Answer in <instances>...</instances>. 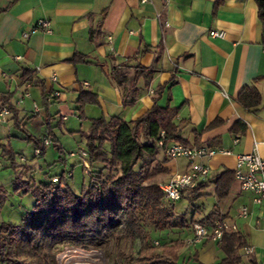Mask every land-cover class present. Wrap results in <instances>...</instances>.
<instances>
[{
  "label": "crops",
  "instance_id": "1",
  "mask_svg": "<svg viewBox=\"0 0 264 264\" xmlns=\"http://www.w3.org/2000/svg\"><path fill=\"white\" fill-rule=\"evenodd\" d=\"M40 20L48 21L49 32H33ZM212 30L224 36L212 37ZM29 71L30 98L14 107L0 128L5 159L0 168L9 167L5 153L19 155L12 148L15 140L39 147L23 130L39 144L49 139L62 155L57 161L66 165L74 158L66 157L73 148H84L93 119L133 121L157 97L159 107L175 110L173 121L182 140L216 151L202 160L210 173L197 198L191 200L192 193L187 197L194 209L190 221L185 218L188 226L161 231L179 246V261L216 264L224 258L217 243L185 244L192 222L215 213L245 236L249 247L241 252V264H264V204H254L253 194L241 191L235 179L228 195L218 200L214 184L224 170L234 172L237 156L254 151L264 159V106L251 113L237 102L243 88L256 87L264 103V42L254 0H174L169 5L164 0H0V106L20 97ZM52 90L60 96L47 103ZM82 93L94 95L96 102L81 104ZM216 120L220 122L214 125ZM238 123L245 125L244 134L233 132ZM62 139L71 141V147L65 149ZM50 145L34 157L46 156ZM163 158L160 150L156 159ZM75 159L73 180L81 166ZM163 166L166 182L184 172L187 162L168 159ZM241 206L247 207L246 218L237 216ZM177 229L188 234L170 239Z\"/></svg>",
  "mask_w": 264,
  "mask_h": 264
},
{
  "label": "trees",
  "instance_id": "2",
  "mask_svg": "<svg viewBox=\"0 0 264 264\" xmlns=\"http://www.w3.org/2000/svg\"><path fill=\"white\" fill-rule=\"evenodd\" d=\"M257 17L262 24V42H264V0H254ZM32 72L23 79L32 83ZM80 94L78 102L95 103ZM154 97L152 107L133 121H124L112 117L106 122L103 118L93 119L85 137L84 149L91 166L88 182L83 184L81 192L76 194L68 185V179L62 172L52 176L47 182L20 180L24 195L34 199L32 211L23 218L22 224L0 223V264H57L56 249L64 246L97 247L103 240L118 235V226L124 225L121 233L125 237L135 238V232L142 235L143 225L150 224L155 232L187 227L185 215L175 216L173 206L163 200V192L156 178L167 175L163 166L168 158L157 160L161 150L157 142L161 138L164 145L177 142L188 145L179 136L178 126L174 123V109L161 108ZM237 102L248 112L258 111L262 103L256 87L243 88ZM9 108L15 113L14 107ZM214 121V125L219 123ZM25 137L42 148L37 140L26 131ZM160 132L163 136L160 137ZM234 133L244 134L245 125L238 123ZM198 146V145H195ZM42 148L41 151H43ZM41 154V153H40ZM9 167H17V158L12 152L5 153ZM28 171L26 168H24ZM116 170L115 177L105 178L104 171ZM57 181H52L53 178ZM234 183V172L224 170L215 178V196L223 200ZM201 184L192 191L191 200L197 198ZM7 190L0 185V206L5 203ZM225 216L210 213L202 223H212ZM151 233V232H150ZM147 232L144 240L151 234ZM245 236L237 232L224 233L220 250L224 258L216 264H241V252L247 249ZM179 246L171 241L152 245L149 253L139 252L129 255L124 264H183L179 261ZM59 264V262H58Z\"/></svg>",
  "mask_w": 264,
  "mask_h": 264
},
{
  "label": "built area",
  "instance_id": "3",
  "mask_svg": "<svg viewBox=\"0 0 264 264\" xmlns=\"http://www.w3.org/2000/svg\"><path fill=\"white\" fill-rule=\"evenodd\" d=\"M151 0H139L140 4H145ZM174 0H164L165 5H169ZM159 18V15H158ZM164 27L169 26L168 21L163 22ZM38 28H44L45 31L49 32V23L46 20H40L37 22L33 32ZM212 37H223V31L212 30L209 32ZM50 81L55 83L57 77L53 75ZM31 83L26 81L24 83V89L18 99L12 103L6 101L0 106V128L7 121L11 115L9 105L13 107L19 106L25 99L30 98L29 88ZM60 93L56 90H52L46 95L45 100L49 103L53 98L59 97ZM34 111L38 112L39 109L34 105ZM160 137L163 136V132H160ZM41 147L48 146L51 144L49 139H43L41 141ZM158 147L165 154L168 159L183 158L187 162V168L182 173L173 174L165 183H159L158 187L163 192V200L169 206L172 203L181 199L185 190H195L201 183H203L209 176V167L202 162L203 159L212 157L216 154V151L199 145V146H188L177 142H170L164 145L160 138L157 142ZM227 153V151H224ZM41 148L38 147L34 150V155L39 156ZM68 157H79L80 165L83 168L84 174L87 176L91 172L90 163L87 160V152L83 148L77 149V152L71 151ZM20 161H23V157H19ZM1 165V161H0ZM66 178L72 176L71 172H67L64 175ZM57 177L53 178L52 181H57ZM234 179L238 183L241 191L251 192L253 194L252 202L256 205L264 204V159H262L256 152L243 153L237 156L236 166L234 169ZM237 216L240 218H246L248 216V210L246 206H241L237 210ZM192 235L186 241V246H195L202 242H213L221 244L224 233L237 232L236 224L226 219H215L210 224H204L202 222H192L191 224ZM155 245L158 242L155 241ZM248 252V251H246Z\"/></svg>",
  "mask_w": 264,
  "mask_h": 264
},
{
  "label": "rangeland",
  "instance_id": "4",
  "mask_svg": "<svg viewBox=\"0 0 264 264\" xmlns=\"http://www.w3.org/2000/svg\"><path fill=\"white\" fill-rule=\"evenodd\" d=\"M77 139V138H75ZM62 144L65 149L71 147V141L63 140ZM12 148L15 153L19 154L17 156V167L15 169L10 167H1L0 174V185L5 187L7 190V196L5 203L0 206V223L1 222H10L14 224H22L23 218L27 216L33 208L34 199L30 195H24L22 189L20 191H15V188L20 186V180H31L32 182H47L52 176H59L62 172L67 173L71 172V166L74 158H68L67 164H62L57 161L58 147L54 145H50L47 148V154L44 157H34V145L32 143L27 142L23 138L15 140L12 143ZM80 147H75L72 151L77 152V149ZM59 151V150H58ZM67 154V153H66ZM19 157H23L24 160L20 161ZM79 158V157H78ZM80 159V158H79ZM5 160V159H4ZM3 160L2 153H0V161L1 164H5ZM3 162V163H2ZM79 163V162H78ZM8 165V162H6ZM79 165V164H78ZM29 167L31 171L26 173L24 168ZM82 167H78L75 171V177L73 179H68V185L71 187L73 192L79 194L81 192L83 184L88 182V176L86 174L81 173ZM84 173V172H83ZM118 174L116 170L106 171L105 178L115 177ZM19 177L20 180H16ZM166 175H159L156 178V181L159 183H165ZM192 193L191 190H185L180 200L173 203V212L174 215L180 216L185 215L186 221L189 222L191 219V215L194 211L192 205H189L188 195ZM209 206V205H208ZM124 229V225L121 224L118 226V235L103 240L101 244L97 247H73V246H64L56 249V261L57 264H60V255L66 251H80L82 253L89 252L92 249H97L101 251L104 255L105 264H124L129 255L137 256L140 251L143 253H149L152 250V245H155V241L158 242L156 247L160 246V242H165L168 239L166 238V233L164 232H155L154 228L146 223L143 225L142 235L135 232L136 237L130 238L125 237L121 231ZM147 232H151V237L148 240H144ZM188 234L186 229H177L173 233L169 234L170 239L183 238ZM193 263V262H192Z\"/></svg>",
  "mask_w": 264,
  "mask_h": 264
},
{
  "label": "bare ground",
  "instance_id": "5",
  "mask_svg": "<svg viewBox=\"0 0 264 264\" xmlns=\"http://www.w3.org/2000/svg\"><path fill=\"white\" fill-rule=\"evenodd\" d=\"M59 258L60 264H105L103 253L97 249L84 253L66 250Z\"/></svg>",
  "mask_w": 264,
  "mask_h": 264
}]
</instances>
